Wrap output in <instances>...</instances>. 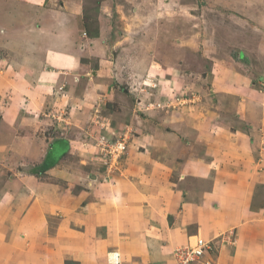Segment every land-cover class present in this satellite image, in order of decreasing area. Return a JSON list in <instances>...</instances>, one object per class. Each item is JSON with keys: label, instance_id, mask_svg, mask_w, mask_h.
I'll return each instance as SVG.
<instances>
[{"label": "crops", "instance_id": "obj_1", "mask_svg": "<svg viewBox=\"0 0 264 264\" xmlns=\"http://www.w3.org/2000/svg\"><path fill=\"white\" fill-rule=\"evenodd\" d=\"M1 2L10 6L0 23L10 26L11 38L0 36V91L13 97L0 107V264H175L174 250L196 237L213 246L192 263L203 264L214 259L213 240L230 230L235 240L216 259L264 264V83L253 86L257 74L264 80V68L245 64L263 62L264 44L238 46L218 61L221 101L213 109L204 111L205 102L187 115L141 120L154 136L123 159L110 182L87 181L76 163L61 172L74 184L44 183L35 163L46 157L36 153L29 129L45 119L46 98L67 97L64 85L83 73L82 60L103 33L99 26L87 36L80 28L81 0L71 10L56 0ZM32 5L45 42L25 33L28 22L19 24ZM89 86L91 79L84 91Z\"/></svg>", "mask_w": 264, "mask_h": 264}, {"label": "rangeland", "instance_id": "obj_2", "mask_svg": "<svg viewBox=\"0 0 264 264\" xmlns=\"http://www.w3.org/2000/svg\"><path fill=\"white\" fill-rule=\"evenodd\" d=\"M56 1L68 10L75 8L74 0ZM1 5L0 16L8 17L10 6ZM81 6L80 28L88 36L100 26L103 41L82 60L83 73L64 85L67 97L58 100L55 92L46 98L45 119L29 129L36 153L46 157L34 162L36 176L44 183L74 184L70 174L61 172L76 163L87 172V181L92 177L110 182L124 168L123 159L154 136V127L144 126L145 131L141 120L152 118L149 114L163 119L180 110L181 116L187 115L192 105L205 102L210 105H204V111L213 109L214 101H221L213 75L218 61L237 54L238 46L264 44V0H81ZM31 9L30 17L19 16V24L28 22L32 28L25 33L34 39L42 34L37 24L41 14L36 6ZM8 27L0 23V36L10 41ZM43 38L38 39H49ZM4 55L0 47V58ZM245 64L254 71L264 68V60ZM4 69L0 64V75ZM258 76L252 77L253 86L263 87ZM90 79L94 86L84 91ZM10 97V92L0 91V107L10 104ZM105 143L112 157L104 155ZM119 143L125 148L117 153ZM234 240L233 230L217 236L215 256Z\"/></svg>", "mask_w": 264, "mask_h": 264}, {"label": "built area", "instance_id": "obj_3", "mask_svg": "<svg viewBox=\"0 0 264 264\" xmlns=\"http://www.w3.org/2000/svg\"><path fill=\"white\" fill-rule=\"evenodd\" d=\"M120 147L118 149L115 148V151L119 153L125 148L122 144L115 145ZM110 145L105 143L101 146V149L104 152V155H109ZM111 156V155H109ZM112 157V156H111ZM213 246L210 241L203 239L202 237H196L192 244H188L183 247L176 248L173 252V257L175 260V264H192L198 262L206 253L211 251ZM117 256V255H116ZM117 262L116 259H114ZM203 264H224L222 262L216 261L215 259L206 260Z\"/></svg>", "mask_w": 264, "mask_h": 264}, {"label": "bare ground", "instance_id": "obj_4", "mask_svg": "<svg viewBox=\"0 0 264 264\" xmlns=\"http://www.w3.org/2000/svg\"><path fill=\"white\" fill-rule=\"evenodd\" d=\"M116 253V252H115ZM116 255V254H115ZM116 258V257H115Z\"/></svg>", "mask_w": 264, "mask_h": 264}]
</instances>
